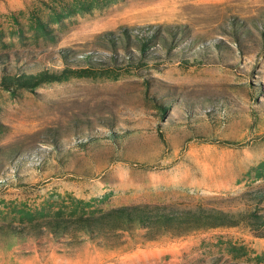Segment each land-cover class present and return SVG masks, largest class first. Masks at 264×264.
Returning <instances> with one entry per match:
<instances>
[{
    "label": "rangeland",
    "instance_id": "1",
    "mask_svg": "<svg viewBox=\"0 0 264 264\" xmlns=\"http://www.w3.org/2000/svg\"><path fill=\"white\" fill-rule=\"evenodd\" d=\"M145 23L183 24L170 49L183 44L188 62L158 56L0 88V222L137 201L231 209L241 190L264 187V0H0V56L49 67L60 64L59 47L103 55L101 33ZM188 40L206 47V62H190ZM109 128L128 133L73 142ZM59 245L47 235L0 236V264H208L213 255L217 264H264V236L237 226L125 247Z\"/></svg>",
    "mask_w": 264,
    "mask_h": 264
},
{
    "label": "trees",
    "instance_id": "2",
    "mask_svg": "<svg viewBox=\"0 0 264 264\" xmlns=\"http://www.w3.org/2000/svg\"><path fill=\"white\" fill-rule=\"evenodd\" d=\"M186 30L183 24L145 23L130 27L120 26L117 32L101 33L108 52L96 55L95 51L70 53L66 47L56 49L59 65L51 62L33 67L19 61L18 55L12 53V64L9 57L0 56V88L12 92L16 88L31 89L43 82L65 79L68 76H86L93 70L112 71L121 65L138 67L147 59L162 56L165 60L179 58L188 62L187 56H182L183 44L175 49L180 34ZM234 32V33H233ZM234 40L241 35L236 29L230 31ZM190 46V62H206V47L202 44ZM216 45V44H215ZM162 52H159V50ZM118 50L119 53L117 52ZM181 52V54H180ZM49 58V57H48ZM202 60H201V59ZM51 61H54L52 59ZM55 62V61H54ZM155 108L162 116L166 105L161 99L153 100ZM1 129V127H0ZM126 128L114 130L109 128L104 132L88 131L73 142L80 147L97 141L99 137H107L115 141L118 137L127 135ZM160 139L161 130L157 128ZM55 158L59 159L57 132L50 131L45 138ZM224 143L231 141L221 140ZM10 161V158H7ZM34 165H40L36 160ZM14 171V170H12ZM15 175V173H13ZM2 180H0L1 182ZM240 206L223 209L206 204L180 206L167 202L137 201L110 205L103 208L66 213L54 210L52 213H37L28 216L25 222H0V236L18 238H37L47 235L50 240L58 242L62 247L76 246L83 240L95 245L113 248L125 247L127 243L154 240L160 237L174 238L192 231L215 227H242L253 235L264 236V187L241 190L237 195ZM218 256H211L208 264H217ZM228 264H240L230 262Z\"/></svg>",
    "mask_w": 264,
    "mask_h": 264
}]
</instances>
